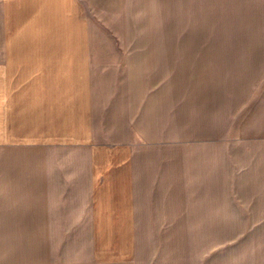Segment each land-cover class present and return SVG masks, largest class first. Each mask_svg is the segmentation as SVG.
<instances>
[{
	"label": "crops",
	"instance_id": "0c3cea01",
	"mask_svg": "<svg viewBox=\"0 0 264 264\" xmlns=\"http://www.w3.org/2000/svg\"><path fill=\"white\" fill-rule=\"evenodd\" d=\"M153 8L0 0V264H165L186 232L218 264L219 232H264V0L177 49Z\"/></svg>",
	"mask_w": 264,
	"mask_h": 264
},
{
	"label": "rangeland",
	"instance_id": "374dc122",
	"mask_svg": "<svg viewBox=\"0 0 264 264\" xmlns=\"http://www.w3.org/2000/svg\"><path fill=\"white\" fill-rule=\"evenodd\" d=\"M216 6V18L210 17V0H198L197 8L187 9L185 24L178 15L177 0H169V8H162L161 0H154L153 21L137 24V31L154 33V45L177 49V34L182 31H225V0H213ZM165 4V1L163 2ZM157 5H159L157 7ZM168 11V12H167ZM211 19L214 21L211 22ZM182 23H181V22ZM168 34V35H167ZM167 35V36H165ZM167 37V38H166ZM189 42V41H187ZM219 46L221 42L218 41ZM177 237L169 242L165 250V264H194L195 245L192 232L174 233ZM174 239V238H173ZM218 264H264V232H219ZM159 264V263H153ZM161 264V262H160Z\"/></svg>",
	"mask_w": 264,
	"mask_h": 264
}]
</instances>
